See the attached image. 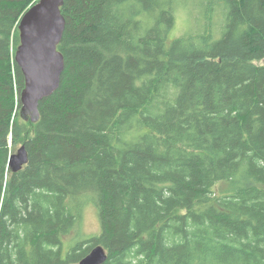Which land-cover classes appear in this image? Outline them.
I'll use <instances>...</instances> for the list:
<instances>
[{
    "label": "trees",
    "instance_id": "obj_1",
    "mask_svg": "<svg viewBox=\"0 0 264 264\" xmlns=\"http://www.w3.org/2000/svg\"><path fill=\"white\" fill-rule=\"evenodd\" d=\"M35 3L0 0V264H264V0H64L37 123L15 62Z\"/></svg>",
    "mask_w": 264,
    "mask_h": 264
},
{
    "label": "water",
    "instance_id": "obj_2",
    "mask_svg": "<svg viewBox=\"0 0 264 264\" xmlns=\"http://www.w3.org/2000/svg\"><path fill=\"white\" fill-rule=\"evenodd\" d=\"M63 5L64 0H38L20 19V45L15 62L25 78L20 113L26 121H39L40 103L53 96L61 85L66 67L64 55L59 50L67 24L61 10ZM28 161L23 145L11 155L9 166L17 173ZM107 259L106 249L98 246L78 264H104Z\"/></svg>",
    "mask_w": 264,
    "mask_h": 264
},
{
    "label": "rangeland",
    "instance_id": "obj_3",
    "mask_svg": "<svg viewBox=\"0 0 264 264\" xmlns=\"http://www.w3.org/2000/svg\"><path fill=\"white\" fill-rule=\"evenodd\" d=\"M38 0H36L37 2ZM26 128L32 129L34 126L31 125L30 123H25ZM31 131V130H30ZM22 147L20 145L15 153ZM83 231L86 234H93V235H99L101 233V225H100V220H99V215H98V210L97 207L95 206L94 203H90L87 208L85 209L84 212V224H83Z\"/></svg>",
    "mask_w": 264,
    "mask_h": 264
}]
</instances>
